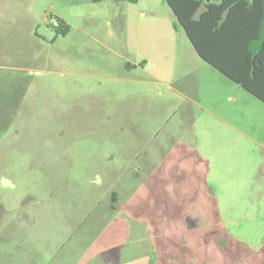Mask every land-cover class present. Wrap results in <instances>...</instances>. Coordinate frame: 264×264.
I'll return each instance as SVG.
<instances>
[{
  "label": "rangeland",
  "instance_id": "1",
  "mask_svg": "<svg viewBox=\"0 0 264 264\" xmlns=\"http://www.w3.org/2000/svg\"><path fill=\"white\" fill-rule=\"evenodd\" d=\"M172 15L164 0H0V264H109L133 245L155 264H264L177 151L210 66Z\"/></svg>",
  "mask_w": 264,
  "mask_h": 264
},
{
  "label": "crops",
  "instance_id": "2",
  "mask_svg": "<svg viewBox=\"0 0 264 264\" xmlns=\"http://www.w3.org/2000/svg\"><path fill=\"white\" fill-rule=\"evenodd\" d=\"M147 13L140 11L139 15L154 17L152 12ZM172 16L176 20L174 14ZM165 19L177 30L173 20ZM173 40L174 35L168 50L172 58L171 70L177 53ZM168 52L162 54V61L169 59ZM194 52L198 56L195 49ZM198 58L211 68L196 63L199 70L203 69L205 81L204 84L196 81L193 96H186L187 112L194 108L193 134L190 142L182 141L177 151L193 153L198 162L193 164V174L201 181L198 196L214 198L216 219L218 217L226 236L249 249L264 247V102ZM142 63L148 64L144 58ZM145 65L140 67L145 68ZM150 74L152 79L165 84L164 78L151 71ZM166 87L176 89L170 83H166ZM166 165V169H183L180 163ZM198 218L195 226L201 228L202 214ZM205 218V227H212L214 224L209 216ZM212 229L210 234L214 235ZM136 248L133 245V255H124L109 264H155L151 254L139 255ZM210 264H214L212 260Z\"/></svg>",
  "mask_w": 264,
  "mask_h": 264
},
{
  "label": "trees",
  "instance_id": "3",
  "mask_svg": "<svg viewBox=\"0 0 264 264\" xmlns=\"http://www.w3.org/2000/svg\"><path fill=\"white\" fill-rule=\"evenodd\" d=\"M164 1L198 56L264 102V0Z\"/></svg>",
  "mask_w": 264,
  "mask_h": 264
}]
</instances>
